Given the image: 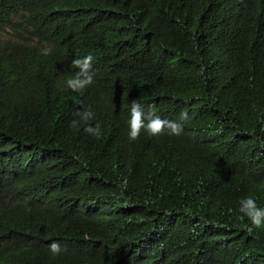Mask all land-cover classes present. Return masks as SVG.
I'll return each instance as SVG.
<instances>
[{
  "label": "trees",
  "instance_id": "16d2710c",
  "mask_svg": "<svg viewBox=\"0 0 264 264\" xmlns=\"http://www.w3.org/2000/svg\"><path fill=\"white\" fill-rule=\"evenodd\" d=\"M0 28V264H264L239 212L264 208V7L0 0ZM85 54L87 122L65 83ZM132 102L184 134L130 141Z\"/></svg>",
  "mask_w": 264,
  "mask_h": 264
},
{
  "label": "clouds",
  "instance_id": "9594fccd",
  "mask_svg": "<svg viewBox=\"0 0 264 264\" xmlns=\"http://www.w3.org/2000/svg\"><path fill=\"white\" fill-rule=\"evenodd\" d=\"M249 1L252 2V9L255 11L261 7H264V0ZM246 14H248V11H243L241 22L245 21V23L248 24L249 22H254L256 20V16L245 17ZM229 19L233 20L234 22L232 16H229ZM4 31L10 32L9 28H0L1 37L6 36L3 33ZM44 54L47 55L48 51L45 50ZM93 59L94 58L91 54H85V56L82 58L74 59L71 63L78 70L65 82L67 89H70L73 92H82L84 90L85 98L82 103L79 104L77 115L80 116L81 120L85 122L94 119V113L91 110H86L89 107L93 97V90L90 86L95 83V74L92 70ZM85 106V111L80 112ZM188 119L189 116L187 111H182L180 113V120L186 121ZM72 123L73 126H76V121H73ZM126 123L127 135L130 141L138 140L139 136L142 134H146L150 137H157L161 135L181 136L185 132V125L175 121V117L157 114L154 105H149L148 111L145 112L141 104L137 102H132L129 104ZM84 131L87 134L94 136L96 139L101 137V129L99 125L92 126L91 124H87L84 128ZM203 135L206 136V133ZM239 212L243 213V215L250 220L253 227H264V208L258 207L253 198H243L240 201ZM249 231H251V228H249ZM49 250L53 255H58L63 249L59 242L53 241L49 245Z\"/></svg>",
  "mask_w": 264,
  "mask_h": 264
},
{
  "label": "rangeland",
  "instance_id": "374dc122",
  "mask_svg": "<svg viewBox=\"0 0 264 264\" xmlns=\"http://www.w3.org/2000/svg\"><path fill=\"white\" fill-rule=\"evenodd\" d=\"M3 33H4V35H7L9 32L8 31H4Z\"/></svg>",
  "mask_w": 264,
  "mask_h": 264
}]
</instances>
